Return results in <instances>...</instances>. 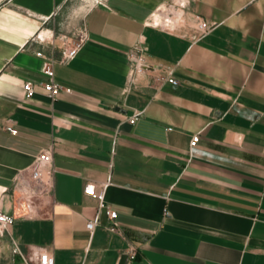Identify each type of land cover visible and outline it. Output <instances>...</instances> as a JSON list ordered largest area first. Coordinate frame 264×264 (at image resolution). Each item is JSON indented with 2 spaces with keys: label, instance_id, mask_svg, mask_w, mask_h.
<instances>
[{
  "label": "crops",
  "instance_id": "0c3cea01",
  "mask_svg": "<svg viewBox=\"0 0 264 264\" xmlns=\"http://www.w3.org/2000/svg\"><path fill=\"white\" fill-rule=\"evenodd\" d=\"M70 1L0 0V212L22 253L4 235L0 264H39L42 252L119 264L130 246L133 264H264V0H192L174 33L149 21L175 0L96 4L88 44L54 65L72 92L52 101L40 86L61 57L50 25ZM197 16L215 28L194 40ZM137 46L150 69L132 76ZM49 148L52 194L29 207L17 183ZM91 182L106 185L118 233L85 194Z\"/></svg>",
  "mask_w": 264,
  "mask_h": 264
},
{
  "label": "built area",
  "instance_id": "2783aa9c",
  "mask_svg": "<svg viewBox=\"0 0 264 264\" xmlns=\"http://www.w3.org/2000/svg\"><path fill=\"white\" fill-rule=\"evenodd\" d=\"M180 2L181 3H177L175 0L170 5L159 6L152 15L149 21V26L160 28L163 31L169 33H174L179 28H181L185 23V10L189 7L192 0H180ZM98 4L104 5L103 2H99ZM177 10H182L183 14L181 17H178L175 14ZM156 12H159L163 15L165 20L164 25L157 24L153 19ZM214 28L215 25L209 24L200 16H197L193 26L191 38L194 40L203 39L208 36L214 30ZM48 41L52 49L60 50L61 57L59 59L53 57L47 59L43 66V73L48 76V81L41 82L40 86L44 89L48 97L52 101H55L62 92L71 93L72 90L70 88L64 87L55 79L54 65H68L73 60H75L79 53L90 41V35L86 24H84V26L78 30H75L70 36L63 34L57 36L55 33H53ZM135 52L136 53L131 60L132 76L136 72L150 69L149 66L143 61L145 49L137 46L135 48ZM37 55L44 57L42 51L37 52ZM167 81L175 85L178 84L171 74L167 78ZM25 90L29 95H32L34 93L33 84L27 83ZM137 119V116H134L130 119V122L135 124ZM9 130L13 134H16V131L12 128H9ZM200 139L201 138L199 134L194 135L190 143L191 148H196L200 142ZM53 173V150L52 148H49L37 156L34 166L30 171H28L27 175L22 176L17 183V188L20 189L21 197L29 207L33 206L38 200H42L52 194L54 188ZM84 192L88 197L98 201V215L102 211L106 212L110 219L108 229L113 233H118L119 228L116 222L118 214L116 211L110 209L106 202V185H102L100 188H98L96 184L91 182L86 185ZM13 224L14 218L12 216L0 212V237H4V235L7 234L12 242V252L14 254H22L19 245L15 242L9 232V228ZM98 225L99 217L97 216L94 220L87 222V231L93 235ZM126 255V264H133L137 258V249L133 246H130L126 252ZM35 256L38 258L39 264H55L54 257L47 252L35 254Z\"/></svg>",
  "mask_w": 264,
  "mask_h": 264
},
{
  "label": "rangeland",
  "instance_id": "374dc122",
  "mask_svg": "<svg viewBox=\"0 0 264 264\" xmlns=\"http://www.w3.org/2000/svg\"><path fill=\"white\" fill-rule=\"evenodd\" d=\"M99 2L106 3L107 0H71L68 8L61 12L50 26L57 36L62 34L70 36L84 26L87 12Z\"/></svg>",
  "mask_w": 264,
  "mask_h": 264
},
{
  "label": "bare ground",
  "instance_id": "6f19581e",
  "mask_svg": "<svg viewBox=\"0 0 264 264\" xmlns=\"http://www.w3.org/2000/svg\"><path fill=\"white\" fill-rule=\"evenodd\" d=\"M176 2H177V3H181L180 0H176ZM175 14H176L178 17H181L182 14H183V12H182V10H177V11L175 12ZM153 19L155 20V22H156L157 24H162V25L165 24V20H164V18H163V15L160 14L159 12H156V13H155Z\"/></svg>",
  "mask_w": 264,
  "mask_h": 264
},
{
  "label": "water",
  "instance_id": "95a60500",
  "mask_svg": "<svg viewBox=\"0 0 264 264\" xmlns=\"http://www.w3.org/2000/svg\"><path fill=\"white\" fill-rule=\"evenodd\" d=\"M126 261H127V255H123L121 257V260H120V263L119 264H126Z\"/></svg>",
  "mask_w": 264,
  "mask_h": 264
}]
</instances>
